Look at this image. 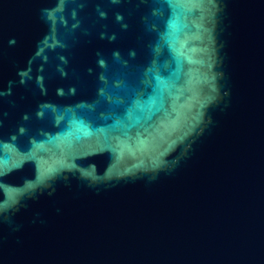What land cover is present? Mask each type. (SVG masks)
<instances>
[{
    "label": "water",
    "instance_id": "95a60500",
    "mask_svg": "<svg viewBox=\"0 0 264 264\" xmlns=\"http://www.w3.org/2000/svg\"><path fill=\"white\" fill-rule=\"evenodd\" d=\"M0 264H264V0H0Z\"/></svg>",
    "mask_w": 264,
    "mask_h": 264
}]
</instances>
